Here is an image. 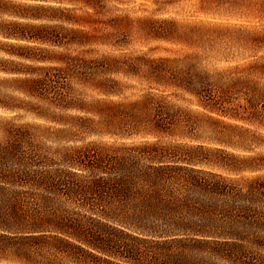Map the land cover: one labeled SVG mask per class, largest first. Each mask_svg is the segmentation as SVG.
<instances>
[{
  "label": "trees",
  "instance_id": "16d2710c",
  "mask_svg": "<svg viewBox=\"0 0 264 264\" xmlns=\"http://www.w3.org/2000/svg\"><path fill=\"white\" fill-rule=\"evenodd\" d=\"M80 1L0 0V18L62 22L0 21V111L42 121L0 114V264H264V28L145 21L155 40L229 35L253 53L133 55L109 0ZM40 129L123 140L51 151Z\"/></svg>",
  "mask_w": 264,
  "mask_h": 264
},
{
  "label": "rangeland",
  "instance_id": "374dc122",
  "mask_svg": "<svg viewBox=\"0 0 264 264\" xmlns=\"http://www.w3.org/2000/svg\"><path fill=\"white\" fill-rule=\"evenodd\" d=\"M15 3H19L20 11L24 13L32 12V10L27 7L28 4L32 3L43 4L47 6L49 10L50 7L63 10L72 9L71 12H76L77 14L83 13L82 8L84 7L80 0L75 2L71 0H15ZM107 6L109 11L104 18L107 19L111 16H120L123 20V26L120 27L121 30L129 32V44L122 47L121 50L117 52L133 55L147 53L152 57L171 56L182 58L189 56L188 54H195L206 50L210 55L207 62L211 65L220 66L224 64L222 63L224 59H239L240 55H251L253 53L249 52L248 49L235 44V40H230L229 35H227V37L217 34L211 35V39L204 42V48H198L197 46L191 47L183 40H155L148 37L149 35L146 34L144 29L148 24H143L145 21H173L180 26V31L183 30V27L188 25H197L201 28L222 29V32H226L229 27L235 28L236 24L257 25L259 28H264V0H109ZM66 12L68 11H61V13ZM11 16L0 18V21L3 20L7 23L17 21L23 24L26 22H32L37 25L62 23L60 21L49 22L46 20L32 21L27 17L20 18L19 16ZM63 24L71 27L73 26L67 22H64ZM195 36H198V34H195ZM38 45L40 47L53 49L54 51L65 50V47L57 48L41 43ZM69 48H71L72 51L80 49V47L77 46H70ZM100 48V52L106 54L105 50H107V48L105 46H101ZM255 54L262 55L264 54V51L260 50V52H256L252 55ZM7 94L13 95L11 91H7ZM0 114L14 117L15 119L11 121L15 124H38L42 122L36 120L32 115L25 111L19 113H4L3 111H0ZM1 121L6 122L4 119ZM36 138L39 143L41 142L45 148L51 151H56L57 148L62 149L64 146H78L91 141L102 142L123 140L122 138L109 136H87L82 140L78 138V141L75 143H59L54 139L53 135L46 132V129H40V131L36 132ZM0 140H2L1 135Z\"/></svg>",
  "mask_w": 264,
  "mask_h": 264
}]
</instances>
